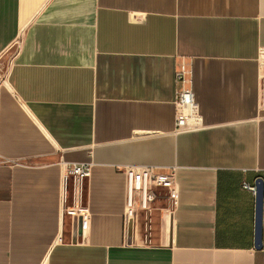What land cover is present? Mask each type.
<instances>
[{"label": "crops", "instance_id": "0c3cea01", "mask_svg": "<svg viewBox=\"0 0 264 264\" xmlns=\"http://www.w3.org/2000/svg\"><path fill=\"white\" fill-rule=\"evenodd\" d=\"M261 47L264 0H0V264H264ZM181 60L195 130L175 129ZM61 161L91 165L77 217ZM147 165L173 196L132 192L127 220L122 168Z\"/></svg>", "mask_w": 264, "mask_h": 264}, {"label": "built area", "instance_id": "2783aa9c", "mask_svg": "<svg viewBox=\"0 0 264 264\" xmlns=\"http://www.w3.org/2000/svg\"><path fill=\"white\" fill-rule=\"evenodd\" d=\"M258 80L260 85V104L264 107V47H261L257 57ZM176 82L179 85L175 97V129L177 131L195 130L202 127L201 118L194 100L191 88V69L188 61L181 60L176 70ZM60 213L72 216L82 215L84 207L82 197L84 192V181L91 172L90 163L60 162ZM126 177L127 205L126 218H132V192L140 193V205L145 206V202L153 198L152 188L156 186L166 187L170 195L173 196L174 173L156 172L152 166H124L122 168ZM243 186L255 193V186L244 183ZM63 205V208H62Z\"/></svg>", "mask_w": 264, "mask_h": 264}, {"label": "water", "instance_id": "95a60500", "mask_svg": "<svg viewBox=\"0 0 264 264\" xmlns=\"http://www.w3.org/2000/svg\"><path fill=\"white\" fill-rule=\"evenodd\" d=\"M255 242L254 246L259 248L261 245V215H262V180L255 179Z\"/></svg>", "mask_w": 264, "mask_h": 264}, {"label": "rangeland", "instance_id": "374dc122", "mask_svg": "<svg viewBox=\"0 0 264 264\" xmlns=\"http://www.w3.org/2000/svg\"><path fill=\"white\" fill-rule=\"evenodd\" d=\"M9 60H10V55L8 54H6V56L2 58L1 65H0V79H2L4 73L6 72V68L8 66Z\"/></svg>", "mask_w": 264, "mask_h": 264}]
</instances>
